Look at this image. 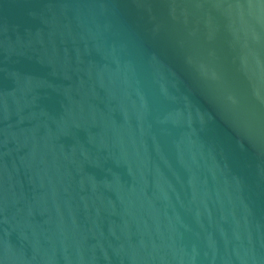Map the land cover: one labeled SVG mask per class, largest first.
I'll return each instance as SVG.
<instances>
[{"label":"water","instance_id":"water-1","mask_svg":"<svg viewBox=\"0 0 264 264\" xmlns=\"http://www.w3.org/2000/svg\"><path fill=\"white\" fill-rule=\"evenodd\" d=\"M0 264H264V0H0Z\"/></svg>","mask_w":264,"mask_h":264}]
</instances>
